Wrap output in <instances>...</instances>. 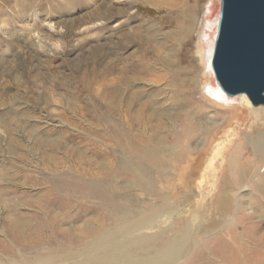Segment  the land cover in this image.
<instances>
[{"label":"rangeland","instance_id":"374dc122","mask_svg":"<svg viewBox=\"0 0 264 264\" xmlns=\"http://www.w3.org/2000/svg\"><path fill=\"white\" fill-rule=\"evenodd\" d=\"M0 10V249L11 232L2 206L17 204L16 213L29 217L37 211L33 202L50 190L58 181L55 179L65 175L71 180L85 179L73 167L57 168L63 159L69 162L66 150L78 149L87 160L97 157L89 146L99 145L103 153L114 150L97 135L101 127L95 114L101 101L96 92L100 80L111 81L123 68L129 81L122 88L135 108L148 104L146 114L155 108L163 113L166 108L178 115L179 109L167 110L174 103L203 106L210 117L216 108L222 111L203 149L185 170L179 168L172 180L162 181L166 188L151 202L132 177L114 188L106 185L117 197L116 205L140 211L132 220H139L158 197L191 204L192 193L200 189L203 163L216 138L228 128L224 121L232 122L239 113L235 101L223 106L208 92L212 86V92L217 89L208 78L206 65L218 34L214 24L221 2L6 0ZM107 98L110 103L111 95ZM10 137L17 142L10 145ZM58 141L64 144L59 152L51 146ZM76 197L67 198L72 205L70 215L87 211L88 228H96L104 209L94 206L95 199Z\"/></svg>","mask_w":264,"mask_h":264},{"label":"bare ground","instance_id":"6f19581e","mask_svg":"<svg viewBox=\"0 0 264 264\" xmlns=\"http://www.w3.org/2000/svg\"><path fill=\"white\" fill-rule=\"evenodd\" d=\"M5 1L0 0V9ZM219 21L220 10L214 24L217 28ZM212 57L213 49L208 51L206 67L217 89L212 92L215 86L211 84L213 88L208 92L223 106L235 101L239 113L232 122L224 121L228 128L216 138L203 163L198 177L200 189L192 193L191 204L158 197L139 220H132L140 211L116 205L117 197L110 188L132 177L151 202L166 188L162 181L172 180L177 169L189 166L192 157L203 149L222 111L216 108L214 117H210L203 106L174 103L167 110L179 109L178 115L166 108L163 113L155 108L146 114L148 104L135 108L129 93L123 90L122 85L129 79L125 69H119L111 81L100 80L96 92L101 101L95 114L101 127L97 135L109 141L114 150L103 153L101 146H89L97 153L91 160L81 157L78 149L66 150L69 162L63 159L57 168L73 167L85 179L71 180L67 175L55 179L58 181L43 192L41 199H32L36 214L28 217L27 213H16L17 204L2 206L1 213H7L11 232L2 240L0 264H261L264 105H253L246 94L225 93L216 80ZM109 95L110 103L106 102ZM7 141L10 145L17 142L14 137ZM62 145L51 143L58 152ZM70 196L95 199L94 206L104 209L96 228H88L87 211L70 215L72 205L66 202Z\"/></svg>","mask_w":264,"mask_h":264},{"label":"water","instance_id":"95a60500","mask_svg":"<svg viewBox=\"0 0 264 264\" xmlns=\"http://www.w3.org/2000/svg\"><path fill=\"white\" fill-rule=\"evenodd\" d=\"M212 68L225 93L264 105V0H221Z\"/></svg>","mask_w":264,"mask_h":264}]
</instances>
